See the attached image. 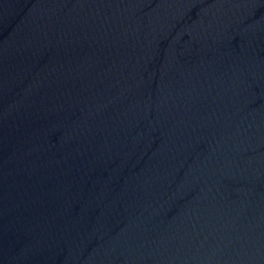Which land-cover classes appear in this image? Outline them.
I'll return each instance as SVG.
<instances>
[{
	"label": "water",
	"instance_id": "water-1",
	"mask_svg": "<svg viewBox=\"0 0 264 264\" xmlns=\"http://www.w3.org/2000/svg\"><path fill=\"white\" fill-rule=\"evenodd\" d=\"M0 264H264V0H0Z\"/></svg>",
	"mask_w": 264,
	"mask_h": 264
}]
</instances>
